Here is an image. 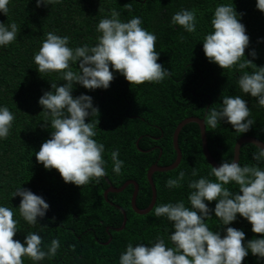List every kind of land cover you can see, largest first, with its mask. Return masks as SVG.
<instances>
[{
	"label": "trees",
	"instance_id": "trees-1",
	"mask_svg": "<svg viewBox=\"0 0 264 264\" xmlns=\"http://www.w3.org/2000/svg\"><path fill=\"white\" fill-rule=\"evenodd\" d=\"M131 5V12L127 5ZM220 4H230L246 27L249 46L243 59L252 60L257 66H264V12L256 7V0H62V3L36 6V0H10L7 15L0 13V23L6 26L15 23L17 38L7 46L0 47V106H7L15 119L7 139L0 140V205L12 208L14 219L19 220V229L13 237L22 243L28 233H37L44 245L59 239L61 247L52 259L45 258L39 264H119L122 252L129 243L146 246L159 236L172 246L169 236L174 229L165 217H156L154 207L163 203L183 200L186 206L190 189L188 183L201 177L215 181L210 175L211 166L204 157L199 126L185 125L179 133L178 145L182 159L179 166L167 172H155L153 182L157 198L153 209L146 215L136 214L131 207L134 187L129 185L119 193L104 191L108 182L116 188L126 181L137 182L136 205L145 209L152 197L147 180V171L154 163L168 166L176 159L173 147V133L185 118L195 116L206 119L211 108L223 107L224 96H241L252 110L250 118L255 124L247 133H238L227 122L216 128L205 126L207 144L213 158L220 164L233 160L234 146L244 136H252L264 142V108L257 106V98L244 94L238 85L243 72L252 73L254 66L244 70L222 69L210 63L203 51V39L212 29L211 19ZM120 13L122 21L133 16L140 17L143 27L157 36V61L171 70V76L162 83L131 85L119 72L108 89L88 90L74 85L72 95H89L94 107L99 109L86 122L96 125L94 137L103 143L107 175L84 186L65 183L56 169L46 170L36 161L35 152L50 138V125L38 101L51 83L62 86L65 81L60 72L39 73L34 56L42 46L48 32L70 38L69 47L87 44L95 46L101 33L97 25L103 18H110L112 10ZM192 10L196 16V31L186 32L181 26L171 24L172 16L182 10ZM255 51L253 59L250 52ZM73 71H79L78 62L71 63ZM111 70V69H110ZM138 142V145L136 144ZM119 149V159L124 161L121 173L113 171L111 153ZM257 147L245 143L240 149L241 166L257 165L253 153ZM31 157V163L28 162ZM264 168V163L258 165ZM196 176L192 175L193 171ZM185 172L183 187L169 189L166 181ZM31 190L41 196L49 205L43 219L30 225L19 215V196L12 197L18 187ZM227 187L238 192L234 183ZM210 209L216 201L206 202ZM127 221L124 229L123 214ZM206 223L213 231L223 236L226 227L243 230L247 243L261 238L252 232V225L237 214V220L224 226L211 213ZM46 250V249H45ZM24 264L34 262L24 257ZM249 252L242 264H263Z\"/></svg>",
	"mask_w": 264,
	"mask_h": 264
},
{
	"label": "clouds",
	"instance_id": "clouds-1",
	"mask_svg": "<svg viewBox=\"0 0 264 264\" xmlns=\"http://www.w3.org/2000/svg\"><path fill=\"white\" fill-rule=\"evenodd\" d=\"M9 3L10 0H0V13L7 15ZM58 3L62 0H36L37 7ZM126 7L131 12V5ZM256 7L264 12V0H256ZM241 16L230 4L218 5L211 19L213 30L203 39V51L210 63L222 69L244 70L254 66L256 70L251 74L243 72L238 85L244 94L257 98L258 107L264 108V66L257 67L252 60L243 59L250 38L245 25L240 22ZM171 24L194 33V11L182 9L176 12ZM142 25V19L136 16L122 21L120 13L113 9L111 17L101 19L97 25L96 30L101 35L95 46L84 44L71 48L68 36L48 32L34 56L39 73L60 72L65 81L62 86L51 83V91L45 92L38 101L45 113V124L54 131L34 153L36 161L46 170H58L65 183L84 186L93 180L98 183L107 175L104 144L94 139L96 125L86 122L99 113V109L94 107L89 95L74 97V85L88 90H106L115 72L131 85L159 84L171 76V70L157 62L160 52L156 51V34ZM17 32L15 23L9 26L0 23V47L14 42ZM249 55L256 58L255 51ZM70 62H78L79 71H73ZM222 104L219 110L210 109L203 121L204 127L216 128L221 122H227L234 131L244 134L255 124L250 118L252 110L241 96H224ZM14 119L7 106H0V140L7 139ZM261 145L264 142L256 145L257 151L253 153L257 165L241 166L234 159L223 160L219 166L211 167L210 175L215 181L207 177L191 180L187 198L190 207L183 200L156 205L155 216L165 217L174 229L169 236L172 246L159 236L147 246L129 243L120 255L119 264H242L249 252L264 259V168L258 166L264 163V146ZM111 157L113 171L119 175L124 165L118 158L119 149L113 151ZM28 162L31 163V157ZM192 175L196 176L197 172L194 170ZM184 179L185 172L180 171L175 178L166 181V187L181 188ZM230 183L238 186V192L227 187ZM16 196L21 198L19 215L30 225L37 224L38 218L43 219L50 208L41 196L22 186L12 193V197ZM212 201H216L214 209L206 203ZM213 212L224 226L236 221L239 214L252 225V232L261 234V238L245 244L244 231L234 227H226L222 236L206 223ZM14 215L12 208L0 205V264H24V257L34 264L54 258L61 247L59 239H53L47 245L37 233H28L23 243L13 239L20 230L19 220L14 219Z\"/></svg>",
	"mask_w": 264,
	"mask_h": 264
},
{
	"label": "water",
	"instance_id": "water-1",
	"mask_svg": "<svg viewBox=\"0 0 264 264\" xmlns=\"http://www.w3.org/2000/svg\"><path fill=\"white\" fill-rule=\"evenodd\" d=\"M204 119L199 118V117H195V116H191L188 118L183 119L175 128L174 133H173V147L174 150L176 152V159L175 161L168 165V166H160L158 165V163H154L152 166H150V168L147 171V180L150 184L151 187V192H152V197H151V201L149 203V205L145 208V209H139L136 205V198H137V194H138V184L136 181L134 180H128L126 181L121 187L116 188L114 186H112L110 184V182H108L109 187L104 191V198L105 200H107V196L109 193H119L122 192L124 189H126L129 185H132L134 187L133 190V194L131 197V207L133 209V211L138 214V215H146L148 214L154 207L155 202H156V198H157V192H156V187L155 184L153 182V174L155 172H167V171H171L175 168H177L181 162L182 159V154H181V150L179 148L178 145V137H179V133L182 130V128L189 124V123H196L199 126V130H200V137H201V143H202V151L204 154L205 159L207 160V162L209 163V165L212 167H216L219 166V163L213 158V156L211 155L209 148H208V144H207V135H206V128L204 127V123H203ZM261 140L252 137V136H244L241 137L237 140L235 146H234V155H233V159L237 162H239L240 160V149L241 146L245 143H250L253 144L254 146L260 144ZM138 145V142L136 143ZM264 146V145H261ZM119 210H121L122 214H123V223L122 226L120 228H117L116 230H122L125 227L126 221H127V216L125 211L120 207V206H116ZM264 264V262H263Z\"/></svg>",
	"mask_w": 264,
	"mask_h": 264
}]
</instances>
